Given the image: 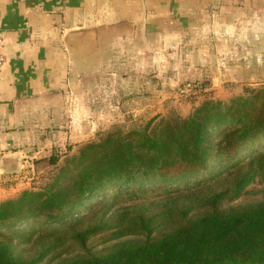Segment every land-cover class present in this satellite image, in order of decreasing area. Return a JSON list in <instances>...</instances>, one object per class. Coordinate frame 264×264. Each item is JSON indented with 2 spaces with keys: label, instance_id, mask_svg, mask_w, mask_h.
<instances>
[{
  "label": "trees",
  "instance_id": "1",
  "mask_svg": "<svg viewBox=\"0 0 264 264\" xmlns=\"http://www.w3.org/2000/svg\"><path fill=\"white\" fill-rule=\"evenodd\" d=\"M206 173L164 210L123 209L115 223L101 217L66 232L64 240L81 246L106 230L123 239L110 255L68 264H264V201L224 208L264 175V89L229 103L208 101L186 119L150 121L144 133L119 130L85 145L44 189L0 203V237L29 220L72 221L112 189L129 194L162 184L181 193L180 184L171 185ZM57 248L47 243L35 259L17 263L3 247L0 264H40Z\"/></svg>",
  "mask_w": 264,
  "mask_h": 264
},
{
  "label": "rangeland",
  "instance_id": "2",
  "mask_svg": "<svg viewBox=\"0 0 264 264\" xmlns=\"http://www.w3.org/2000/svg\"><path fill=\"white\" fill-rule=\"evenodd\" d=\"M259 24L262 38H257L256 29L244 37L236 36L230 46L226 43L223 47H152L151 51L145 52L135 47L130 54L134 58H123L127 53L121 52L119 67H109L104 70L103 77H98V82L92 76L80 91L75 89L79 92L70 101L73 107L70 123L65 121L63 124L61 117L59 123L39 134V138L49 140L46 145L39 139L38 146L31 149L32 156L25 152L23 157L17 155L7 157L3 163L0 161V170L6 177L0 181V203L16 199L25 191L44 189L67 159L78 156L85 145L110 133L119 130L125 135L133 131L144 133L150 121L155 125L162 119H186L208 101L229 103L264 89V21ZM143 54L145 62L137 60L143 58ZM226 70L231 76L218 80L217 75ZM144 79L148 84L143 83ZM189 82L195 90L185 96L180 91ZM51 157L59 158L57 165L51 164ZM10 160H13L12 164ZM207 176L206 173L191 178L190 183L179 181L171 185L177 187L180 184L181 193L162 184L129 194H118L112 189L106 200L94 206L87 205L72 221L49 222L45 218L25 221L16 228L21 232H14V229L0 237V248L9 251V257L17 263L35 259L47 243L58 248L40 264H68L73 260L110 255L123 241L114 237V231L99 233L85 246L75 244L71 237L64 240L67 237L64 234L96 225L101 217H111L115 223L123 209L146 214L164 210L172 198L187 194V187L195 186L194 183ZM263 201L264 175L258 177L240 199L226 203L224 208Z\"/></svg>",
  "mask_w": 264,
  "mask_h": 264
},
{
  "label": "crops",
  "instance_id": "3",
  "mask_svg": "<svg viewBox=\"0 0 264 264\" xmlns=\"http://www.w3.org/2000/svg\"><path fill=\"white\" fill-rule=\"evenodd\" d=\"M263 21L264 0H0V158L46 145L42 130L70 123L71 99L89 77L119 67L121 52L230 46L256 29L262 38Z\"/></svg>",
  "mask_w": 264,
  "mask_h": 264
},
{
  "label": "built area",
  "instance_id": "4",
  "mask_svg": "<svg viewBox=\"0 0 264 264\" xmlns=\"http://www.w3.org/2000/svg\"><path fill=\"white\" fill-rule=\"evenodd\" d=\"M7 57L5 54V39L2 35V33H0V71L3 70L6 65H7ZM195 90V86L192 83H186L182 89H181V94L185 95V96H189L192 93H194Z\"/></svg>",
  "mask_w": 264,
  "mask_h": 264
},
{
  "label": "water",
  "instance_id": "5",
  "mask_svg": "<svg viewBox=\"0 0 264 264\" xmlns=\"http://www.w3.org/2000/svg\"><path fill=\"white\" fill-rule=\"evenodd\" d=\"M7 159L6 158H4V157H2L1 159H0V161L3 163V162H5Z\"/></svg>",
  "mask_w": 264,
  "mask_h": 264
}]
</instances>
